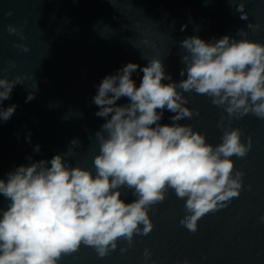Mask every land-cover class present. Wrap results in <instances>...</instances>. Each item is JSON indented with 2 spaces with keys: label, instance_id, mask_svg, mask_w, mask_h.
Listing matches in <instances>:
<instances>
[{
  "label": "water",
  "instance_id": "water-1",
  "mask_svg": "<svg viewBox=\"0 0 264 264\" xmlns=\"http://www.w3.org/2000/svg\"><path fill=\"white\" fill-rule=\"evenodd\" d=\"M238 0H0V77L20 76L3 108L15 104L16 111L7 121L0 120V178L20 165L41 159L50 161L56 154L69 152L66 162L90 169L98 154L95 133L108 118L95 115L93 103L98 86L109 75L118 74L129 62L141 68L159 56L165 72L179 82L184 54L179 42L199 36L213 42L228 35L237 37L244 29L247 39L264 43V0H247V20L235 11ZM12 11L13 15L7 13ZM16 26L10 34L8 25ZM259 25L249 28L248 25ZM186 25L184 30H181ZM23 37V38H22ZM151 43L143 45V39ZM25 44L28 52L16 45ZM154 45V46H153ZM145 57V58H143ZM139 69L133 73L136 86L142 80ZM183 78H186L183 77ZM165 83L169 81L165 80ZM34 98L26 101L29 93ZM190 108L200 115L191 120L194 130L206 135L208 143H221L223 130L217 127L227 113L213 105L210 98L184 93ZM129 103L127 98L118 105ZM174 115L167 110L160 121L170 124ZM239 127L242 141L251 137L248 155L235 156V168L245 173L238 198L198 221V230L189 232L179 223L186 215L185 201L169 190L166 199L150 210L154 224L146 236L134 237L126 252V241L116 250L99 258L89 247L65 256L60 264H264V120L254 115L231 121ZM74 139L78 145L71 146ZM39 145L40 151L35 147ZM31 157V160L28 158ZM50 166V165H49ZM122 198L131 202L132 192L122 188ZM9 201L0 195V210ZM152 253L145 261V249Z\"/></svg>",
  "mask_w": 264,
  "mask_h": 264
},
{
  "label": "clouds",
  "instance_id": "clouds-1",
  "mask_svg": "<svg viewBox=\"0 0 264 264\" xmlns=\"http://www.w3.org/2000/svg\"><path fill=\"white\" fill-rule=\"evenodd\" d=\"M246 3L238 0L235 9L241 20L248 19ZM17 31L8 25L10 34ZM237 37L241 38L224 35L207 42L193 35L181 40L184 67L179 82L165 72L159 56L143 57L148 63L142 68L129 62L118 74L106 76L93 97L99 109L95 115L110 116L95 133L99 148L92 161L95 174L67 163L66 152L50 161L20 165L7 179L0 178V195L9 201L7 209L0 210V264H60L81 247L104 258L121 240L127 247L120 251L126 252L135 236L153 230L150 210L166 199L169 190L185 201L186 215L179 223L192 233L205 215L238 198L245 173L235 168L232 157L245 158L252 143L251 137L242 141L241 129L231 127V121L249 114L264 120V43L247 39L244 29ZM142 43L151 42L145 38ZM16 47L30 50L25 44ZM138 69L143 73L139 87L132 79ZM16 85H23L20 76L0 77V120L7 121L16 111L15 104L2 107ZM192 92L210 98L227 113L228 125L224 118L217 123L223 130L218 145L208 143L193 125L179 123L200 115L187 106L190 101L184 93ZM33 98L30 92L26 101ZM121 98L129 103L118 105ZM165 110L174 114L170 124L160 123ZM35 151H40L39 145ZM122 188L132 192L131 202L122 198ZM259 220L264 223V216ZM151 255L146 248L145 261Z\"/></svg>",
  "mask_w": 264,
  "mask_h": 264
}]
</instances>
